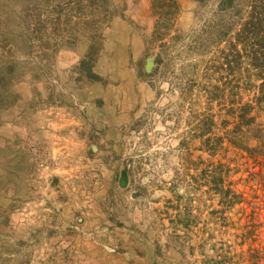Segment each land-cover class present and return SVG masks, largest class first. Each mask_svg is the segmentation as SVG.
Here are the masks:
<instances>
[{"label": "rangeland", "instance_id": "1", "mask_svg": "<svg viewBox=\"0 0 264 264\" xmlns=\"http://www.w3.org/2000/svg\"><path fill=\"white\" fill-rule=\"evenodd\" d=\"M178 3L170 36L213 5ZM153 13L0 0V264H264V158L216 141L245 102L264 123V104L233 76L185 86L198 59L176 43L155 74Z\"/></svg>", "mask_w": 264, "mask_h": 264}, {"label": "trees", "instance_id": "2", "mask_svg": "<svg viewBox=\"0 0 264 264\" xmlns=\"http://www.w3.org/2000/svg\"><path fill=\"white\" fill-rule=\"evenodd\" d=\"M194 1L201 6H209L213 2L202 25L189 33L176 32V35L170 36L179 13L178 0H152L153 14L157 18L155 38L163 48V52L156 56L157 68L153 72L156 74L160 68H167L166 62L172 47L170 44L176 43V48L180 46L181 52L184 51L188 58L198 59L195 63L183 66V71L190 76L184 82L185 86L191 89L197 86L202 78L201 73L205 76H233L230 79L236 86L232 89L241 88L234 79L241 80L245 90L254 92L256 105L264 104V0ZM164 37H168L167 42ZM208 56L211 59L205 61ZM216 89L214 87L204 92L213 99L211 94ZM254 109L252 101L245 102L227 114L229 118L221 123L225 136L217 135L216 141L227 140L230 145L259 159L264 158V123L258 121ZM208 132V129H204L203 136ZM211 139L213 137H207L205 143L211 144ZM215 191L221 199H228L230 190H225L222 177Z\"/></svg>", "mask_w": 264, "mask_h": 264}, {"label": "water", "instance_id": "3", "mask_svg": "<svg viewBox=\"0 0 264 264\" xmlns=\"http://www.w3.org/2000/svg\"><path fill=\"white\" fill-rule=\"evenodd\" d=\"M125 182H121L122 183V186H124L126 184V180L124 179Z\"/></svg>", "mask_w": 264, "mask_h": 264}]
</instances>
